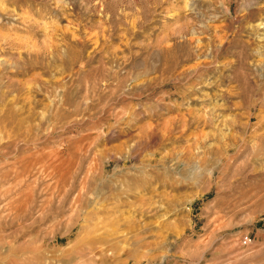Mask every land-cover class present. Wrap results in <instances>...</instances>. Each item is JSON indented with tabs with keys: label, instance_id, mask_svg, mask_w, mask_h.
<instances>
[{
	"label": "rangeland",
	"instance_id": "374dc122",
	"mask_svg": "<svg viewBox=\"0 0 264 264\" xmlns=\"http://www.w3.org/2000/svg\"><path fill=\"white\" fill-rule=\"evenodd\" d=\"M0 264H264V0H0Z\"/></svg>",
	"mask_w": 264,
	"mask_h": 264
},
{
	"label": "bare ground",
	"instance_id": "6f19581e",
	"mask_svg": "<svg viewBox=\"0 0 264 264\" xmlns=\"http://www.w3.org/2000/svg\"><path fill=\"white\" fill-rule=\"evenodd\" d=\"M222 4V6H223V8H224V10H225V13L226 12H228L229 10H230V7H229V5H227V4H225V3H221ZM227 14V13H226Z\"/></svg>",
	"mask_w": 264,
	"mask_h": 264
}]
</instances>
